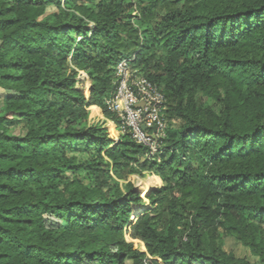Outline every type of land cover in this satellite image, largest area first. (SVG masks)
I'll use <instances>...</instances> for the list:
<instances>
[{
	"label": "trees",
	"instance_id": "1",
	"mask_svg": "<svg viewBox=\"0 0 264 264\" xmlns=\"http://www.w3.org/2000/svg\"><path fill=\"white\" fill-rule=\"evenodd\" d=\"M125 59L166 100L152 158L109 108ZM127 259L264 264V0H0V264Z\"/></svg>",
	"mask_w": 264,
	"mask_h": 264
},
{
	"label": "built area",
	"instance_id": "2",
	"mask_svg": "<svg viewBox=\"0 0 264 264\" xmlns=\"http://www.w3.org/2000/svg\"><path fill=\"white\" fill-rule=\"evenodd\" d=\"M130 63L125 59L117 65L115 91L108 104L111 112L119 117L123 130L144 145L152 158L161 151L168 129L164 115L166 100L157 86L131 69ZM81 74L87 82L86 74Z\"/></svg>",
	"mask_w": 264,
	"mask_h": 264
},
{
	"label": "rangeland",
	"instance_id": "3",
	"mask_svg": "<svg viewBox=\"0 0 264 264\" xmlns=\"http://www.w3.org/2000/svg\"><path fill=\"white\" fill-rule=\"evenodd\" d=\"M81 73H84V72H82V71L80 72L79 78L77 79V82H80L81 80L85 79V77ZM85 86H86V89H89L90 88V82L87 81L85 83ZM199 94L204 99L210 98V96L207 93L199 92ZM89 112H90V114H89V117H88L87 124H88V126L90 128L103 127L105 129H108L110 134H111L112 139L114 138L115 140H118L119 134L117 132V127H116L115 123H113L114 124V130H111L107 126V121L106 120H108V119H106V117H104L102 115V112H101L100 109L98 111H95L92 108H90ZM10 135H14V136H18V137H24L26 135V130H25V128H22V127H14L11 130ZM77 155H78V158L81 159V160H85L86 159V157L82 153H79ZM152 178H153L152 175H146L144 178H140L138 176H132V177H129L127 181H121L120 185L124 189L125 186L128 183H131L132 186H133L134 191L140 193L142 198H145L147 193H149V191L146 194H143L142 190L140 189L141 188L140 187V181H144L143 183L146 184V183L152 181ZM153 184H157V185L153 186L156 189H159V188H161L163 186L162 180H161V183L156 182V181L154 183V181H153ZM158 184H160V185H158ZM145 186H147V185H145ZM149 205H150V203L148 201H145L144 204H143V207H148ZM140 208H141V206H140ZM220 235H221V231H218V236H220ZM140 243H137V247H138L139 250L144 251L143 247H142V245ZM224 249L226 251L233 252V253H235L238 256H240V255H248V251L244 247H242L240 244H237L236 242H234L233 240H231L229 238L225 239ZM253 260H254V262L259 261V259L256 258V257H254ZM125 264H132V262L127 259L125 261Z\"/></svg>",
	"mask_w": 264,
	"mask_h": 264
},
{
	"label": "water",
	"instance_id": "4",
	"mask_svg": "<svg viewBox=\"0 0 264 264\" xmlns=\"http://www.w3.org/2000/svg\"><path fill=\"white\" fill-rule=\"evenodd\" d=\"M142 106H144V105H142ZM143 130H145V127H143ZM155 189H156V188H155ZM153 190H154V189H153ZM150 191H152V189H151ZM150 191H149V192H150Z\"/></svg>",
	"mask_w": 264,
	"mask_h": 264
},
{
	"label": "crops",
	"instance_id": "5",
	"mask_svg": "<svg viewBox=\"0 0 264 264\" xmlns=\"http://www.w3.org/2000/svg\"><path fill=\"white\" fill-rule=\"evenodd\" d=\"M97 110H99V108L98 107H96V106H94ZM92 108V107H91ZM114 139V138H113Z\"/></svg>",
	"mask_w": 264,
	"mask_h": 264
}]
</instances>
